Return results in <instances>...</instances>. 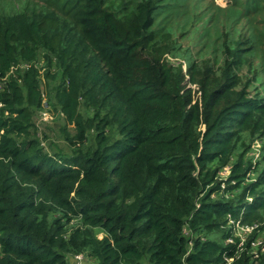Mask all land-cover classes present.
<instances>
[{
  "label": "trees",
  "instance_id": "trees-1",
  "mask_svg": "<svg viewBox=\"0 0 264 264\" xmlns=\"http://www.w3.org/2000/svg\"><path fill=\"white\" fill-rule=\"evenodd\" d=\"M161 4L82 0L75 28L58 12L0 21V264H264V80L236 85L237 37L215 66L177 53L185 18L158 27ZM44 96L71 153L40 144Z\"/></svg>",
  "mask_w": 264,
  "mask_h": 264
},
{
  "label": "rangeland",
  "instance_id": "rangeland-1",
  "mask_svg": "<svg viewBox=\"0 0 264 264\" xmlns=\"http://www.w3.org/2000/svg\"><path fill=\"white\" fill-rule=\"evenodd\" d=\"M103 1L108 3L110 0ZM62 3H64L63 7ZM244 4V0H162L160 6H162L163 11L161 14H157L156 17L158 27L164 26L163 23H168L174 17L185 18L183 28L176 29L177 42L181 46L177 53H181L187 48L191 55L190 59L195 57L194 60H197L199 66H203V62L208 59H210L211 66L219 64L223 53L221 46H223L225 35L244 40L245 45L249 47V51L246 54L243 53V63L239 68L234 69L237 73L236 81L238 80L236 85L241 86L242 77L250 76L255 72L256 76H259L258 80L253 79L248 85V89L253 94L257 88L256 86H259V83L264 80V10L262 12H250L245 15L242 12ZM68 5L69 0H0V21L5 20L3 17H8L18 11L58 12L65 15L67 22L75 28L77 24L74 21V10L82 6V0H73L71 9H67ZM166 10L172 11L173 15L170 16ZM74 30L76 31V29ZM216 46H219L220 49ZM176 57L175 59L179 58L178 55ZM35 63L39 66L42 84L44 85V81H46L44 72L48 66L44 64L43 57L40 54L37 56ZM26 65L25 61L19 63L21 68ZM51 71H57L55 64L51 65ZM210 71L214 75L217 74L214 68ZM59 80L60 76L58 75L49 82L54 84ZM261 91L263 92L262 89ZM45 100L46 97L44 96L42 108L37 109L33 116L37 131L36 135L40 140V144L48 153L57 151L71 153V146L68 145L63 135L65 123L62 113L53 109ZM67 129L73 132L71 125H67ZM253 143L254 155H258L259 141H253ZM226 172L227 170L221 171L223 174ZM244 228H238L236 232L243 236ZM98 236L100 237L101 233ZM80 258L81 261L94 264L88 260L85 254L80 255ZM80 258L79 260L76 258L75 264L77 262L81 263Z\"/></svg>",
  "mask_w": 264,
  "mask_h": 264
},
{
  "label": "built area",
  "instance_id": "built-area-1",
  "mask_svg": "<svg viewBox=\"0 0 264 264\" xmlns=\"http://www.w3.org/2000/svg\"><path fill=\"white\" fill-rule=\"evenodd\" d=\"M226 170V169H225ZM224 170V171H225ZM250 228L251 227H248V226H246L244 229H245V231H248V230H250ZM80 255L82 256V254L81 253H79V254H76L75 255V259L77 258V260H79V258H80ZM227 259V261H229L230 259L229 258H226ZM77 262V261H76ZM80 262L81 263H79V262H77V264H82L83 262L81 261V258H80ZM83 264H85V263H83Z\"/></svg>",
  "mask_w": 264,
  "mask_h": 264
}]
</instances>
